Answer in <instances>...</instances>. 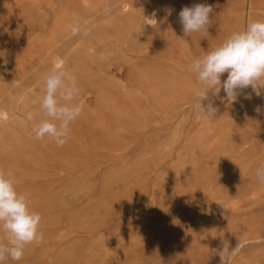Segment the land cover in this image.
<instances>
[{
  "label": "rangeland",
  "instance_id": "1",
  "mask_svg": "<svg viewBox=\"0 0 264 264\" xmlns=\"http://www.w3.org/2000/svg\"><path fill=\"white\" fill-rule=\"evenodd\" d=\"M195 4L214 11L186 36L178 13ZM74 20L87 35L71 34ZM254 20L264 0H0V167L30 193L43 233L5 264H219L223 240L232 264H264V88L231 104L221 89L204 119L188 71ZM55 58L84 100L62 147L31 131ZM191 191L190 203L167 197ZM127 194L134 205L118 213ZM235 228L251 238L239 248Z\"/></svg>",
  "mask_w": 264,
  "mask_h": 264
},
{
  "label": "clouds",
  "instance_id": "2",
  "mask_svg": "<svg viewBox=\"0 0 264 264\" xmlns=\"http://www.w3.org/2000/svg\"><path fill=\"white\" fill-rule=\"evenodd\" d=\"M213 7L207 4L184 6L178 13L179 21L186 36L206 32ZM146 24L157 23L155 16L146 17ZM85 25L88 21L83 22ZM72 35H87L81 23L73 21L69 26ZM194 73L197 84L194 90L195 106L202 109L204 119L216 118L219 111L215 99L220 98L221 89L226 94L221 98L229 104L236 102L244 89L251 87L257 96L264 88V20H254L238 31L231 33L221 44L194 59L188 65ZM227 78L221 80L223 74ZM43 95L39 106L43 118L31 129L36 140H51L58 147L70 138V125L82 114L84 100L75 77L64 68L60 58L53 60L51 70L43 76ZM246 98H250V94ZM206 102V103H205ZM255 111L259 113L260 107ZM26 119L35 120L28 112ZM256 177L264 183V165L256 169ZM17 178L11 169L0 167V264L6 260L20 261L27 245L42 243L40 231L41 214L30 206V193L17 190ZM230 243L222 241L218 251L219 264H232Z\"/></svg>",
  "mask_w": 264,
  "mask_h": 264
},
{
  "label": "bare ground",
  "instance_id": "3",
  "mask_svg": "<svg viewBox=\"0 0 264 264\" xmlns=\"http://www.w3.org/2000/svg\"><path fill=\"white\" fill-rule=\"evenodd\" d=\"M155 16V19L158 21V17L157 14L154 10H150L147 12L146 17H152ZM170 23V22H169ZM156 23H154L153 25H155ZM197 44V43H196ZM94 92V91H93ZM3 114H6L5 112H3ZM203 179V178H202ZM205 180V179H204ZM210 182V181H208ZM198 187V186H197ZM200 187V186H199ZM206 187V186H205ZM137 195V194H136ZM135 194H127L124 195L122 198L120 199V203L118 205V213L123 212V211H127L130 210L134 204L130 203V199L135 198ZM168 198H172L175 199L177 202H185V203H190L193 199L195 200L196 198L199 197V194H197L196 192H183L182 194H178V193H169L167 195ZM110 202V201H109ZM193 202V201H192ZM113 204V203H112ZM233 205V204H232ZM230 209V208H229ZM232 209V208H231ZM106 223V222H105ZM234 235H232L230 237V239L232 240V243L238 247L240 244H244L245 242H247L248 240H250V236H248L246 233L245 234H241L238 230V228L234 229ZM239 248V247H238Z\"/></svg>",
  "mask_w": 264,
  "mask_h": 264
}]
</instances>
